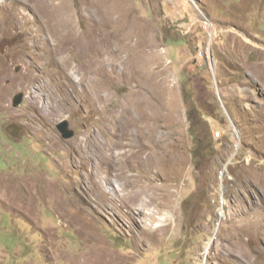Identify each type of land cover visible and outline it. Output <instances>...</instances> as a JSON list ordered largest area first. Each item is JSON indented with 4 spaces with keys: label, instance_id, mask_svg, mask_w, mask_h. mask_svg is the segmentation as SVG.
Returning <instances> with one entry per match:
<instances>
[{
    "label": "rangeland",
    "instance_id": "rangeland-1",
    "mask_svg": "<svg viewBox=\"0 0 264 264\" xmlns=\"http://www.w3.org/2000/svg\"><path fill=\"white\" fill-rule=\"evenodd\" d=\"M133 54L149 67L132 80ZM184 89L215 141L199 167ZM130 118L133 138L166 133L153 179L127 165L130 190L170 196L156 213L121 202ZM0 264H264V0H0Z\"/></svg>",
    "mask_w": 264,
    "mask_h": 264
},
{
    "label": "bare ground",
    "instance_id": "bare-ground-1",
    "mask_svg": "<svg viewBox=\"0 0 264 264\" xmlns=\"http://www.w3.org/2000/svg\"><path fill=\"white\" fill-rule=\"evenodd\" d=\"M116 25H117L116 26V36L121 35V37H118L121 45L116 43V45L119 46L118 51L116 52V62H119V60H121V58L123 56L124 51L129 50L130 45L124 44V41L126 43L127 39H129L132 36L133 29L127 30V31H130V32H127V31H123L122 28L120 29L118 27L117 22H116ZM133 38H134V36H133ZM148 62L149 61H146L141 57V54H138V55L133 54V56L129 55L127 58V66H128L127 76H128V78L133 80L136 77H141L142 74L146 70H148V67H149ZM146 104L147 103H145L143 100L141 102L138 100H135L134 102L131 101V107L130 108L128 107L127 110H129L130 115H131L132 110H134L135 108H137L136 110H138L141 107V111L144 112V107L146 106ZM129 113H127V114H129ZM122 121L123 122L121 123V125L119 127L122 129L121 131L123 133H117L116 142L112 143V146H114V148H116V177L118 179H121L123 182H125L123 185H121V186H123L121 189V191L123 193L120 194V196L122 197L121 202L125 205L127 204V207H128V205H130L131 207H133L132 205L138 206V207H140L139 209H141V210L142 209H150L149 207L151 206V202H153V203H156L155 204L156 209H158L160 207H162L164 209L169 204V202L168 201L166 202V200H169L170 196H169V199H166L168 197V193L166 192V193H163V196H161L160 199H158L157 193L155 192V190L159 189L160 187H158L156 184L155 185H153V183L152 184H144L139 190L138 189L137 190H130L128 188V183L132 182L133 180H135L136 177H140V176L134 175L135 173L131 174L129 171L130 169L129 168H128L129 170L127 169V167H128L127 165L128 164L129 165L130 164L135 165L138 168L139 173L142 172V170H140V169H143V170L146 169L145 170L146 175H148L149 177H152L150 172L153 170L154 167L165 168L166 163H167V159L166 158L162 159L163 157L157 158V155H155V153H153V152H149V150L151 148L158 147L159 149H161L163 151H167L166 148L169 147L168 144H165L167 138L164 140L166 133L163 135H160L158 133H137V137L133 138L134 133H127V132H130V129H131V118H130V120L129 119H123ZM137 139L140 140V144L137 143ZM153 139H156L158 141L157 146L155 145L152 147V145L155 144V143H152ZM126 140H129L130 142H128V141L126 142ZM87 143H88L89 147H91V145H93V143L90 141H88ZM95 144L98 147V143L95 142ZM93 147H94V145H93ZM110 148L112 149V147H110ZM96 149H98V148H96ZM97 155H99V154H97ZM87 157L92 158V157H94V154H92L91 156H87ZM108 159L110 160V158H108ZM175 159H176V157H175ZM79 161H80V164L83 166V161L80 159H79ZM114 170L115 169H113L112 171H114ZM113 175H114L113 172H109L106 176H102L103 177L102 179H105L106 181H110L112 179ZM152 179H153V177H152ZM102 183H101L100 173H99L97 175L95 181L90 182L91 191H92L93 196H97V194L100 195V194L106 193ZM95 184L97 185L96 188L94 187ZM164 189L166 190L165 185L163 186V190ZM50 191L52 192L53 189L50 188ZM151 191H153L152 192L153 198H150V196H149ZM53 194L55 195V197L57 196V198H58L57 192H55V193L53 192ZM146 196L149 197L150 199L146 200V198H145ZM156 209H150V210H152L153 212L156 213ZM69 213H70L69 216L71 215L70 217L72 219L79 220L80 212H79V209L76 208L75 205L72 207V212L70 211ZM98 251H101V250H98ZM101 256H102V253H100V254L96 253L95 259H98V258L100 259Z\"/></svg>",
    "mask_w": 264,
    "mask_h": 264
},
{
    "label": "trees",
    "instance_id": "trees-1",
    "mask_svg": "<svg viewBox=\"0 0 264 264\" xmlns=\"http://www.w3.org/2000/svg\"><path fill=\"white\" fill-rule=\"evenodd\" d=\"M184 98L188 102V118L190 132L196 139L193 149L194 163L199 167L212 159L215 155V141L208 121L203 117V107H197L190 101V97L184 89Z\"/></svg>",
    "mask_w": 264,
    "mask_h": 264
},
{
    "label": "water",
    "instance_id": "water-1",
    "mask_svg": "<svg viewBox=\"0 0 264 264\" xmlns=\"http://www.w3.org/2000/svg\"><path fill=\"white\" fill-rule=\"evenodd\" d=\"M24 98V94L23 93H19L14 100V105H19ZM57 127L59 129V131L62 133L63 137L65 138H70L75 134L74 129H72L70 127V122L68 119H62L58 124Z\"/></svg>",
    "mask_w": 264,
    "mask_h": 264
},
{
    "label": "built area",
    "instance_id": "built-area-1",
    "mask_svg": "<svg viewBox=\"0 0 264 264\" xmlns=\"http://www.w3.org/2000/svg\"><path fill=\"white\" fill-rule=\"evenodd\" d=\"M211 26V25H210Z\"/></svg>",
    "mask_w": 264,
    "mask_h": 264
}]
</instances>
